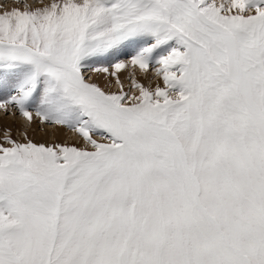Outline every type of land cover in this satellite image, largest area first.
Returning <instances> with one entry per match:
<instances>
[{
    "label": "snow or ice",
    "instance_id": "snow-or-ice-1",
    "mask_svg": "<svg viewBox=\"0 0 264 264\" xmlns=\"http://www.w3.org/2000/svg\"><path fill=\"white\" fill-rule=\"evenodd\" d=\"M0 264H264V0L0 6Z\"/></svg>",
    "mask_w": 264,
    "mask_h": 264
},
{
    "label": "rangeland",
    "instance_id": "rangeland-1",
    "mask_svg": "<svg viewBox=\"0 0 264 264\" xmlns=\"http://www.w3.org/2000/svg\"><path fill=\"white\" fill-rule=\"evenodd\" d=\"M29 3L32 2V0H28ZM0 6L5 7H11L16 6V0H0ZM0 110V136L3 135L5 128H11L12 129V135L16 139H23L22 133L26 130L29 137L37 142H44V141H51L52 139H59L61 141L63 140H69L71 141L74 139L71 132L68 130H56V126L54 125H43L41 126L39 124V121L37 120L36 123L29 125L27 121H25L22 117V119H19V121H10L6 120L5 117L15 118L13 115H5V113ZM2 113V114H1ZM16 115L19 116L17 113ZM5 119H4V118ZM62 134H61V132ZM60 134V135H59Z\"/></svg>",
    "mask_w": 264,
    "mask_h": 264
},
{
    "label": "bare ground",
    "instance_id": "bare-ground-1",
    "mask_svg": "<svg viewBox=\"0 0 264 264\" xmlns=\"http://www.w3.org/2000/svg\"><path fill=\"white\" fill-rule=\"evenodd\" d=\"M2 112V111H1ZM2 114V113H1ZM13 117H15V118H10V117H5L6 118V120H10V121H19V119H22V118H20L21 116H18V115H14ZM4 118V117H3ZM4 118V119H5ZM57 130V129H56ZM58 131V130H57ZM61 132V131H60ZM61 134H62V132H61ZM60 135V134H59Z\"/></svg>",
    "mask_w": 264,
    "mask_h": 264
}]
</instances>
